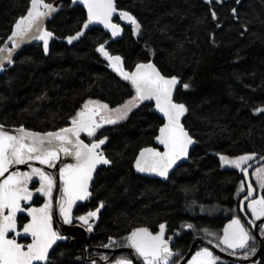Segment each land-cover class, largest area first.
<instances>
[{
    "label": "trees",
    "instance_id": "obj_1",
    "mask_svg": "<svg viewBox=\"0 0 264 264\" xmlns=\"http://www.w3.org/2000/svg\"><path fill=\"white\" fill-rule=\"evenodd\" d=\"M116 4L137 17L141 32L125 27L123 36L107 46L109 52L120 55L126 69L153 60L164 75L179 78L175 100L189 109L183 123L196 144L188 162L162 181L136 174L133 168L137 153L153 145L163 122L151 111V103L143 102L126 119L98 129L94 139L108 137L103 152L112 161L97 170L92 185V203L105 205L98 236L160 223L216 225L218 218L200 212L233 210L241 180L238 171L222 166L219 155L264 154V113L255 111L264 107V0ZM28 6L29 0H0V44ZM84 20V9H70L64 0L46 28L55 37H65ZM108 37L93 28L71 46L51 40L47 54L41 43L24 50L0 76V123L56 130L69 125L87 100L110 108L129 100L135 95L131 84L96 50ZM184 83L191 87L184 89ZM61 251L63 260L50 257L52 264H79L69 248ZM262 261L264 256L255 264Z\"/></svg>",
    "mask_w": 264,
    "mask_h": 264
},
{
    "label": "snow or ice",
    "instance_id": "obj_2",
    "mask_svg": "<svg viewBox=\"0 0 264 264\" xmlns=\"http://www.w3.org/2000/svg\"><path fill=\"white\" fill-rule=\"evenodd\" d=\"M211 3V0H207ZM223 2V0H219ZM73 3H81L87 10V18L74 35L66 37L67 43L72 44L85 36L90 25L103 24L111 30V35L116 37L123 29L119 24L113 23L114 14L121 20L127 21L133 26L134 34H140L141 24L137 17L129 11L118 10L115 0H73ZM239 3V0H237ZM58 11L54 3L46 0H29L26 14L20 16L7 40L11 47L5 43L0 46V71L5 69V61L14 63L13 53L20 48L26 40H39L43 42L45 54L49 52V41L54 38V33L47 30L45 20ZM236 14V9H232ZM216 12L212 11V17L216 18ZM107 41L99 44L97 52L103 55L109 63V67L118 73L125 81H128L135 91V95L125 101L123 105L110 108L108 104L100 101L87 100L82 108L70 118V126L60 128L55 132L40 133L26 129L23 125L14 131L6 129L0 124V264H52L50 250L54 252L57 241L64 240L59 231L53 227V192L57 189V176L46 172L43 168L34 167L31 161H39L41 165L55 168L60 161L61 154L71 156L75 163L63 164L59 168L60 197L56 202L59 215L65 224L73 223L72 211L77 201L88 200L92 192L90 182L98 165L112 163L107 158L102 145H105L108 137L85 143L81 133H87L88 137H94L97 130L106 124H116L128 117V114L144 101H155V108L162 113L164 123L159 128V135L155 139L163 146L164 150L157 148H142L135 159V168L138 172L156 173L167 178L170 170L178 166V161L187 158L189 147L196 143L192 135L185 128L182 118L189 111L184 103H178L174 99V91L181 83L177 76H165L152 62L138 63L134 71H128L124 67L123 58L120 55H112L106 48ZM184 89L191 87L189 83L183 84ZM257 113H264V107L256 108ZM256 153L243 154L236 157L219 155L222 166H231L239 169L245 177L249 176L250 161L256 159ZM264 161V156H260ZM14 165H28L30 171L16 169L10 171ZM5 173H8L5 176ZM255 183L264 190V164L255 168L252 173ZM33 177H38L40 187L35 191L47 197L45 203L39 207H26L22 202L33 200V191L29 189ZM247 194L244 201H248L247 208L251 210L252 220L248 223L253 228H259V233L264 236V221L257 225L256 221L264 218V194L254 196L256 189L251 180L247 181ZM245 190V181L242 180L238 191ZM244 201H241V211H244ZM101 201L95 210H90L84 215L75 217L76 220L87 226V230H93L92 221L98 217L104 207ZM18 213H27L31 217L28 223L23 225L22 232L17 231ZM191 229L194 226L187 224ZM164 223L159 224V231L153 233L147 227L134 228L126 238L128 247L135 250L136 257L143 264H179L173 257L177 253L170 247L171 237L165 238ZM207 233L208 230L204 229ZM10 233H15L9 238ZM212 235V233H208ZM31 237V242L24 244L18 242V237ZM112 246L115 242L109 238ZM220 242L226 246L222 250H232L230 254L236 255L237 250H243V258L254 256L258 249L256 236L250 228H246L238 216L233 217L224 228ZM220 244L217 245L219 247ZM103 259L107 260L108 257ZM219 260L213 252L203 247L187 261V264H216ZM95 264V261H93ZM114 264H133L128 257H121ZM255 264V262H254ZM264 264V261L261 262Z\"/></svg>",
    "mask_w": 264,
    "mask_h": 264
},
{
    "label": "flooded vegetation",
    "instance_id": "obj_3",
    "mask_svg": "<svg viewBox=\"0 0 264 264\" xmlns=\"http://www.w3.org/2000/svg\"><path fill=\"white\" fill-rule=\"evenodd\" d=\"M98 131V130H97ZM97 135V134H96ZM84 136H87V133L81 134V137L84 139ZM85 140V139H84ZM98 140V139H94ZM87 142L91 143L92 141ZM261 156V155H260ZM258 156V157H260ZM256 157V159L258 158ZM254 159V160H256ZM254 160L250 161L251 164ZM264 164V161L260 164L254 166L249 171V177L251 181L253 182V185L255 186L256 192L254 196H259L262 194L261 189L259 188L258 184L255 183V176L252 175V173L255 171L256 167L261 166ZM230 169L234 171H238L239 175L241 176V180H244L243 173L236 168H233L231 166H227ZM46 172H48L46 169H44ZM95 178V177H94ZM245 181V180H244ZM94 182V180H93ZM91 184V192H92V185ZM60 183V182H59ZM57 183V189L53 192V227L59 231V233L66 237L64 240L57 241V244L54 246V252H50V257L53 258V260L56 261H62L64 257V252H62V248L66 247L71 250V255L73 256V260H75L79 264H93V261H95V264H114V261L121 257H128L133 260V264H143V261L136 257L135 250L128 247V241L127 237L131 233V231L134 229L126 230L123 233L119 235H106L105 237H99L100 234V222H101V213L102 209L100 210L98 217L94 218L92 221L93 224V230L89 232L87 230V226H84L82 222L75 219V217H78L80 215H84L86 212L90 210H95L100 202L92 203L93 199V192L91 197L84 201L83 203L78 204L72 211L73 216V223L72 224H65L63 223L62 219L59 215V208L57 205V201L60 197V191L59 187L60 184ZM38 187V183L33 182L31 185H29L30 189H36ZM247 194V187L245 183V190L243 192L238 191L237 194V200L236 205L233 208V210L230 211H214V212H206L201 213L200 215L203 216H211L214 218H218L219 222L216 225H208V224H201L195 221H191L188 223H185L184 225H177L175 227H169L167 224L165 228V238L168 239L171 237L170 241V247L172 248L173 252L177 253L176 256L173 257L174 261H178L179 264H187V261L191 259V257L195 254L196 251L200 250L203 247L209 248L215 256L219 257V260H217L216 264H227L228 262L236 263V264H254L259 261V259L264 256V251L261 253V255L252 262H239L232 259H229L224 256L223 253L230 254L232 250H222L226 246H224L220 240L219 237L222 236L223 228L225 224L230 221L233 217L238 216L241 219V222L244 223L246 228H250L252 231V234L254 235V231L257 230L259 236V228H253L248 221L252 220L253 217L251 215V210L247 208L248 201H245L244 203V211H241L239 202L241 199ZM45 201V198L36 196L33 199V205H41ZM24 206L28 207L25 202H22ZM28 218L25 215H19L17 218L18 228L17 231H20L22 229V226L27 222ZM264 221V218H262L261 221H256L255 223L257 225L261 224V222ZM161 224V223H160ZM187 224H192L194 227L189 229L185 227ZM150 231L153 233L159 231V224L155 227L149 228ZM204 229H207L208 232L206 233ZM208 233H212V235H209ZM15 235V233H10L9 238H12V236ZM196 236H201L203 240L207 241L209 244H200L196 246L193 251L188 255L189 250L191 248L192 242ZM255 236V235H254ZM112 238V240L115 242L110 247H105L104 245H109L110 240L109 238ZM18 242L27 244L30 242V238L28 237H18ZM220 244L219 247L217 245ZM258 239L256 237V247L258 249ZM223 252V253H222ZM243 250H240L237 252L235 256L243 257ZM104 257H108L107 260L103 259Z\"/></svg>",
    "mask_w": 264,
    "mask_h": 264
},
{
    "label": "water",
    "instance_id": "obj_4",
    "mask_svg": "<svg viewBox=\"0 0 264 264\" xmlns=\"http://www.w3.org/2000/svg\"><path fill=\"white\" fill-rule=\"evenodd\" d=\"M63 1H64V0H52V1L48 2V3H54L55 6L57 7L58 11H57L56 13H54L51 17H49V18H47V19L45 20V27L47 26V23L50 22V21H51L56 15H57V13L60 11V8H61V5H62ZM68 1L70 2V9H72V8H74V7H77V6L82 7V8L84 9V11H85V19L87 18V10H86V8H85L81 3H73V0H68ZM115 2H116V0H115ZM116 6H117V4H116ZM118 10H122V9H119V8H118ZM124 11H125V10H124ZM83 22H84V21H83ZM83 22H82L81 26L83 25ZM112 22H113V23H116V24H119V25L121 26V28L123 29V31L121 32V34L118 35V36H116V37H113V36L111 35V30H110V29L105 28L103 24H99V23H97V24H93V25H90V29L87 30L86 33L89 32V31H90L91 29H93V28H97V29H101V30H103V31H104L106 34H108V36H109L108 39L106 40V41H107V44L105 45L106 48H107V46H108L111 42L117 41V40H119V39L123 36L124 31H125V27L131 26V24H129L127 21H125V20H121V19L119 18L118 12H117V14H114V16H113V18H112ZM13 26H14V25H13ZM81 26H80V27H81ZM79 29H80V28H79ZM79 29H78V30H79ZM12 30H13V28H12ZM78 30H77V31H78ZM11 32H12V31H11ZM10 34H11V33H10ZM10 34H9V35H10ZM74 34H75V32H74L73 34H71V35H74ZM9 35H8V36H9ZM85 35H86V34H85ZM8 36L4 39V41L0 44V46H4L5 43H7L9 47L12 46V45H11V42L7 40ZM67 36H69V35H67ZM67 36H65V37H60V38L54 36L53 39H56L58 42H63V43H65V44H67L68 46H71V45H74L75 43H77L79 40H81V39L84 37V36L81 37L78 41H74L72 44H68V43H67V40H66V37H67ZM53 39H51V40H53ZM51 40H50V41H51ZM50 41H49V43H50ZM40 43L43 45V42H42V41H39V40H36V39H33V40H26L24 43L21 44L20 48L16 49L15 52L13 53V60H15V59H16V58H17V57H18V56H19L24 50H26L27 48H29V47H31V46H33V45H35V44H40ZM103 43H105V42H103ZM107 49H108V48H107ZM108 51H109V50H108ZM98 53H99V52H98ZM99 54H100V53H99ZM100 55H101V58L103 59V61L109 66V63H108V61L106 60V58L103 57L102 54H100ZM112 55H115V54H112ZM148 62H152V63H154L153 60H148V61L139 62V63H148ZM12 64H13V63H12ZM12 64H8V62L5 61V69H4L3 71H0V76H1L2 73H3V72H4L9 66H11ZM137 64H138V63H137ZM154 64H155V63H154ZM155 65H156V64H155ZM135 66H136V65H135ZM135 66H134L132 69H126V68H125V69L128 70V71H134V70H135ZM124 67H125V66H124ZM156 67H157V65H156ZM157 68H158V67H157ZM158 69H159V68H158ZM161 73H162V72H161ZM162 74H163V73H162ZM163 75H164V74H163ZM165 76H166V75H165ZM178 86H179V84L177 85V88H178ZM177 88H176V90H177ZM176 90L174 91V94H173L174 99H175ZM175 101H176V100H175ZM144 102L151 103V105H152V107H151V111H152L153 113L157 114V115L162 119L163 122H162V124L159 126V128H160V127L163 125V123H164L165 121H164V119H163L162 113H160V112L155 108V101H154V100H151V101H144ZM176 102H177V101H176ZM178 103H180V102H178ZM182 122H183V118H182ZM70 123H71V122H70ZM0 124H2V123H0ZM68 126H70V124L67 125V126H65V127H68ZM5 127H6V129H8L9 131H14V130H15L16 128H18L19 126H7V125H5ZM25 128H26V127H25ZM62 128H64V127H62ZM159 128H158V131H157L156 136L159 135ZM26 129L31 130V131H35V132L46 133V132H55V131H58L60 128H59V129H56V130H50V131H36V130L29 129V128H26ZM81 134H83V133H81ZM156 136H155V137H156ZM155 137H154V140H153V145L145 146V147H143V148L152 147V148H157V149H159L160 151H163V150H164L163 146L159 144V142L155 139ZM80 138H81L82 140H84L82 137H80ZM193 139H194V138H193ZM194 140H195V139H194ZM84 141H85V143H89V142H87L86 140H84ZM195 144H196V143H195ZM195 144H193L192 146L189 147V154H190V151L194 148ZM104 146H105V145H102V146H101V149H102V150H103V147H104ZM141 149H142V148H141ZM141 149H140V150H141ZM140 150H139V152H140ZM139 152L137 153L136 157L139 155ZM261 156H264V154L261 155ZM136 157H135V159H136ZM135 159H134L133 168H134V172H135L136 174H139V175H141V176H145V177H149V178L159 179V180H162V181H167L168 178H169V176L174 172V170H175L179 165L188 162V160H189V155H188L187 158H184V159H182L181 161H178V166H174V168H173L172 170H170V172H169V176H168L167 178H165V177H161V176H159V175L156 174V173L138 172V171L136 170V168H135ZM261 162H263V161L260 159V157H258L256 160H254V161L251 163L252 167L249 168V171H250L251 168H253L254 166L260 164ZM30 163H31L32 166H34V167H40V168L46 169L49 173H52L53 175H56V176H57V183H59V182H60V181H59V178H58L59 168H60L61 166H63V164H65V163H67V164L75 163V160H74V158L71 157V156H64L63 154H61L60 161H57V162H56V167H55V168H49L47 165H41V164L39 163V161H31ZM102 166H106V165H98L96 171L93 173V179H92V181L90 182V189H89L90 191H91V184H92V182H93V180H94L95 174H96L97 170H98L100 167H102ZM16 169H19L20 171H25V172L31 170L30 167H29L28 165H14V166L10 169V171H14V170H16ZM7 175H8V173H5V176H7ZM243 176H244V175H243ZM3 178H4V177H0V180H2ZM244 180H245V183H246V185H247V181H248V180H251V179H250L249 176H248V177H245V176H244ZM33 182L38 183V187H37V188L40 187L38 177H33V181L30 182L29 185H31V183H33ZM59 184H60V183H59ZM246 187H247V186H246ZM253 187L255 188L254 185H253ZM37 188H36V189H37ZM29 189H30V188H29ZM36 189H30V190L33 191V199H34L36 196H40V197L45 198V201H46V200H47V197L44 196L42 193H37V192L35 191ZM255 192H256V191H255ZM255 192H254L253 195H255ZM45 201H44L41 205H33V200H32L31 202H25V204H26L28 207H36V208H39V207H41V206L45 203ZM84 201H86V200H84ZM84 201H77V203L74 205L73 209H74L78 204L83 203ZM241 201H244V197L241 199ZM241 201L239 202L240 209H241ZM244 203H245V201H244ZM19 215H25V216L28 218V220H27L26 223H28L29 220L31 219V217L28 216L27 213H22V214L18 213L17 218H18ZM232 219H233V218H232ZM232 219H231V220H232ZM228 224H229V221L225 224L224 228H225ZM17 228H18V223H17ZM224 228H223V231H224ZM22 229H23V226H22ZM22 229L20 230L21 232H22ZM254 235L257 237V239H258V243H259V245H258V251H257V253H256L254 256H251V257H249L248 259H244L243 257H238V256H235V255L228 254V253H223V252H222V253L224 254L225 257H227V258H229V259H232V260H235V261H239V262L247 263V262L255 261V260L261 255V253L264 251V236H259L257 230L254 231ZM222 236H223V232H222ZM28 238H30V242H31V237L28 236ZM30 242H29V243H30ZM203 243H205V244H209L207 241L203 240V238H202L201 236H196V237L194 238L193 242H192V245H191V248H190V250H189L188 255L193 251V249H194L196 246H198V245H200V244H203ZM54 246H55V245H54ZM54 246H53V247H54ZM239 251H240V250H237V252H239ZM50 252H51V250H50Z\"/></svg>",
    "mask_w": 264,
    "mask_h": 264
},
{
    "label": "rangeland",
    "instance_id": "obj_5",
    "mask_svg": "<svg viewBox=\"0 0 264 264\" xmlns=\"http://www.w3.org/2000/svg\"><path fill=\"white\" fill-rule=\"evenodd\" d=\"M123 104H124V103H123ZM123 104H122V105H123ZM117 107H118V106H117ZM115 108H116V107H115ZM113 109H114V108H113ZM120 121H121V120H120ZM96 134H97V133H96ZM95 136H96V135H95ZM95 136H94V137H95ZM94 137H89V138L91 139L90 141L94 140Z\"/></svg>",
    "mask_w": 264,
    "mask_h": 264
}]
</instances>
